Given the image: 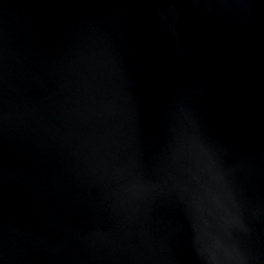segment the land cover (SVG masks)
<instances>
[{"label":"water","instance_id":"95a60500","mask_svg":"<svg viewBox=\"0 0 264 264\" xmlns=\"http://www.w3.org/2000/svg\"><path fill=\"white\" fill-rule=\"evenodd\" d=\"M0 264H264V0H0Z\"/></svg>","mask_w":264,"mask_h":264}]
</instances>
